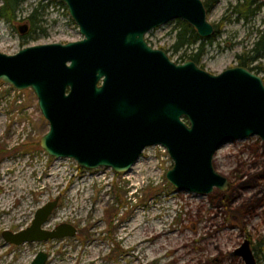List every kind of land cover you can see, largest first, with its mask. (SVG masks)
I'll use <instances>...</instances> for the list:
<instances>
[{"label": "rangeland", "instance_id": "obj_1", "mask_svg": "<svg viewBox=\"0 0 264 264\" xmlns=\"http://www.w3.org/2000/svg\"><path fill=\"white\" fill-rule=\"evenodd\" d=\"M236 3L216 0L208 11V21L218 26L219 34L204 45L196 65L212 75L238 67L237 56L246 55L264 30V5L242 21L231 11ZM37 6L44 10L43 31L31 32L21 19ZM178 22L170 21L145 36L151 47L182 64L190 60L184 55L189 51L175 53L172 47ZM21 25L27 26L23 34L18 31ZM81 38L67 9L54 2L29 0L16 22L0 18V52L7 55L23 47ZM250 67L264 85V56ZM48 130L30 90L19 92L0 84V264H30L40 251L48 255L45 264H85L91 252L98 253L97 264H244L232 254L245 240L255 263L264 264V143L257 136L224 144L212 162L228 189L198 195L168 183L165 174L173 164L161 146L146 148L130 173L106 167L87 170L40 148ZM55 199L58 205L42 228L50 231L65 224L75 228V236L18 246L5 242L3 232L27 229L38 208ZM138 224L143 230L138 237L152 236L154 244L148 243L143 251L135 247L127 251L125 231ZM155 229L165 234L162 240L153 236ZM160 241L164 246L158 245Z\"/></svg>", "mask_w": 264, "mask_h": 264}, {"label": "water", "instance_id": "obj_2", "mask_svg": "<svg viewBox=\"0 0 264 264\" xmlns=\"http://www.w3.org/2000/svg\"><path fill=\"white\" fill-rule=\"evenodd\" d=\"M48 1L67 9L81 40L0 52V84L30 90L48 123L40 148L52 158L74 160L78 168L122 174L146 148L161 146L173 164L166 179L176 190L226 191L229 184L212 161L230 141L257 136L264 143L262 79L239 66L212 75L191 61L177 64L145 36L181 20L200 39L212 38L204 1ZM57 205V199L49 201L27 229L1 236L14 246L72 238V226L42 228ZM233 254L256 264L247 240ZM35 256L30 264L48 260L41 251Z\"/></svg>", "mask_w": 264, "mask_h": 264}, {"label": "trees", "instance_id": "obj_3", "mask_svg": "<svg viewBox=\"0 0 264 264\" xmlns=\"http://www.w3.org/2000/svg\"><path fill=\"white\" fill-rule=\"evenodd\" d=\"M27 1L29 0H0V18L8 23L16 22L17 14L21 10L22 4L26 3ZM215 2L216 0L204 2L207 12ZM263 5V3H259L257 0H237L236 5L233 6L231 11L237 15L238 20L241 19L242 21H245L249 18H252L257 12H259V9ZM42 11H44L43 8L39 6L34 7L25 19H21L28 23L29 30H31V32H36L41 29L40 25L43 22V19L41 18L43 14ZM178 24L179 26L175 31L174 43L172 44L174 52H179L184 48L185 52L189 51V54L186 55V53H184V55L187 56L191 62L197 64L199 58L202 56L201 54L204 45L211 43L213 41V37L202 40L196 34L195 30L188 24L181 20L178 22ZM218 32V26H215V33L219 34ZM194 46L197 47L195 50H193V52L192 49H194ZM246 53V55L237 56L238 64L245 68L257 60L258 57L261 58L264 56V30L258 33L255 43Z\"/></svg>", "mask_w": 264, "mask_h": 264}, {"label": "bare ground", "instance_id": "obj_4", "mask_svg": "<svg viewBox=\"0 0 264 264\" xmlns=\"http://www.w3.org/2000/svg\"><path fill=\"white\" fill-rule=\"evenodd\" d=\"M128 173H130V172H128ZM7 188V187H6ZM136 222H138L139 223V219L136 221ZM135 222V223H136ZM129 227V226H128ZM141 227H142V225L141 224H138V225H136V227L134 226V228H131L130 230L129 229H127L125 232H126V236H125V238L123 239V240H125V250H127V251H132L131 249L133 248V247H135V251H137V250H145L147 247H145L148 243H149V245L150 244H154V243H152V242H154V241H152V236H149V237H147V238H141L140 236L138 237V234H141L142 232L141 231H143L142 229H141ZM124 232V233H125ZM152 233V232H151ZM155 235H153V236H157V235H159L160 237L158 238V240H162V238L163 237H165V234L163 233V231L160 229H155V233H154ZM127 237H128V240H126L127 239ZM158 245H163L164 246V244L162 243V241H160V244H158ZM156 248V247H155ZM156 249H158V248H156ZM99 250V249H98ZM92 251V250H91ZM148 253H149V251H148ZM98 254V253H97ZM97 254L96 253H94V252H91V256L84 262L85 264H97V261L99 260V258H97L96 256H97ZM99 256V255H98ZM178 256V255H177ZM100 257V256H99ZM132 257H135V256H133V254H132ZM145 257H147L146 255H145ZM8 259V258H7ZM139 259V258H138Z\"/></svg>", "mask_w": 264, "mask_h": 264}, {"label": "flooded vegetation", "instance_id": "obj_5", "mask_svg": "<svg viewBox=\"0 0 264 264\" xmlns=\"http://www.w3.org/2000/svg\"><path fill=\"white\" fill-rule=\"evenodd\" d=\"M214 36H215V35H214ZM146 42H147V41H146ZM147 44H148V43H147ZM148 45H149V44H148ZM164 52H165V51H164ZM257 59H260V57H258ZM256 61H257V60H255V61L252 62V63H255ZM239 67H241V66L239 65ZM242 68H245V67H242ZM250 68H251L252 71H250L248 68H247V69H248L251 73H253V70H254V69H253L252 67H250ZM201 69H202V68H201ZM245 69H246V68H245ZM250 247H251V246H250ZM250 250H251V248H250ZM251 253H252V251H251ZM232 255H234V254H232ZM252 256H253V254H252Z\"/></svg>", "mask_w": 264, "mask_h": 264}, {"label": "built area", "instance_id": "obj_6", "mask_svg": "<svg viewBox=\"0 0 264 264\" xmlns=\"http://www.w3.org/2000/svg\"><path fill=\"white\" fill-rule=\"evenodd\" d=\"M47 3L49 2L48 0H45ZM50 4L53 3V2H49Z\"/></svg>", "mask_w": 264, "mask_h": 264}]
</instances>
